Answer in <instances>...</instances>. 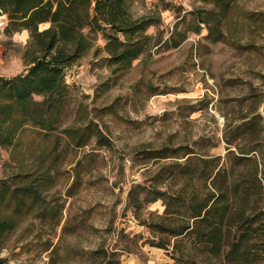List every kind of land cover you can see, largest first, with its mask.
Here are the masks:
<instances>
[{"label":"rangeland","instance_id":"rangeland-1","mask_svg":"<svg viewBox=\"0 0 264 264\" xmlns=\"http://www.w3.org/2000/svg\"><path fill=\"white\" fill-rule=\"evenodd\" d=\"M128 3L134 15L156 19L147 51L115 72L103 33L85 27L92 46L66 69L70 90L57 137L44 141L28 131L22 146H0V180L11 191L26 185L18 174L41 175V155L57 166L41 200L20 207L5 200L0 216L15 226L0 264H229L196 229L173 236L160 228L192 224L187 205L166 212L162 198L142 203L147 189L205 196L224 184L232 214L252 215L243 242L252 255L240 253L235 264H264V0H231L215 38L214 2ZM3 23L0 16V76L13 77L27 67L30 32L7 35ZM240 148H255L258 177L253 162L239 160ZM187 161L194 168L186 181L179 171ZM240 228L228 237L246 224Z\"/></svg>","mask_w":264,"mask_h":264},{"label":"trees","instance_id":"trees-1","mask_svg":"<svg viewBox=\"0 0 264 264\" xmlns=\"http://www.w3.org/2000/svg\"><path fill=\"white\" fill-rule=\"evenodd\" d=\"M203 1L214 2L220 9L215 8L219 12L214 15L215 26H209L210 37H218L221 32L217 23H221L231 0ZM0 16L6 17L3 29L7 35L29 30L33 49L27 51V67L21 73L13 77L0 76V146H12L13 150L22 146L24 133L28 131H31L33 138L39 136L44 141L57 137L58 134L53 132L58 127L57 122L70 90L66 81V69L77 64L92 46V37L84 31L85 27H90L91 32L103 33L106 39L104 49L109 54L108 64L118 72L130 67L136 58L147 51L151 36L146 31L150 25L157 23L154 16L134 15L128 0H0ZM44 24L46 26L41 28ZM36 96L40 99H36ZM234 141L229 140V143L234 144ZM84 142L76 141L79 146L84 145ZM180 149L174 148L172 152L177 153ZM168 150L169 148L162 150L160 156L166 157ZM254 150L255 148H240L238 158L241 162H253L254 174L258 177L259 161ZM55 152H58L57 146ZM191 152L189 150L185 154ZM40 158V165L44 168L37 171L41 175H17L26 183L21 190L14 188L11 191L10 186L0 180V211L7 198L15 200L18 207L28 199L32 200L30 206L41 200L42 191L52 183V171L57 166L55 162V165L46 164V155H41ZM183 165L179 175L187 181L192 176L194 167L190 161ZM228 187L226 184L218 186L215 192L205 196L196 192L185 196L180 191L169 197L166 196V191L152 188L147 189L142 203L162 198L165 200L166 212L172 206L175 210L182 211V207L187 205L192 224L186 220L181 224L162 225L160 228L173 236L196 229L200 240L208 244L212 254L224 256V262L235 264L240 253L243 257L252 255L253 249L250 246L243 248L245 236L251 231L252 215L246 218V211L238 216L232 214L233 201L228 196ZM244 224L246 230L231 240L228 237L231 229H242L240 227ZM14 226L13 219L0 216V249L5 247L7 232ZM225 245L229 246L228 250H225Z\"/></svg>","mask_w":264,"mask_h":264},{"label":"crops","instance_id":"crops-1","mask_svg":"<svg viewBox=\"0 0 264 264\" xmlns=\"http://www.w3.org/2000/svg\"><path fill=\"white\" fill-rule=\"evenodd\" d=\"M5 18H6V17L4 16V22H5V20H6ZM24 30L29 31V30H27V29H24ZM22 31H23V30H22ZM18 32H20V31H18ZM14 34H15V33H14Z\"/></svg>","mask_w":264,"mask_h":264}]
</instances>
